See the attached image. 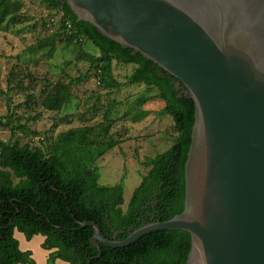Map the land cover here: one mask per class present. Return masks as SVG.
<instances>
[{"label":"trees","instance_id":"16d2710c","mask_svg":"<svg viewBox=\"0 0 264 264\" xmlns=\"http://www.w3.org/2000/svg\"><path fill=\"white\" fill-rule=\"evenodd\" d=\"M39 1L50 11L48 25L55 23V28L50 30L41 22L48 36L35 45L37 49L47 50L49 57L56 43L75 45L79 47L78 58L89 64L83 75L69 81L71 84H81L93 76L98 89L107 96L127 85H143L133 107L125 108L122 117L133 118V124L141 123L153 112L148 103L157 101L155 115L170 119L173 134L165 152L142 162L146 172L125 208L122 185H99L96 166L107 151L124 140L115 139L112 133V112L120 105L115 99L101 122L59 132L44 146L21 145L17 138L0 140V264H35L30 251L19 249L15 230L27 241L36 235L44 237L40 247L49 251L46 264L56 260L68 264H185L191 247L186 231L154 232L121 249L100 246L101 257L96 259L97 250L90 244L93 229L81 228L80 224L93 222L105 238L123 240L130 229L164 222L182 212L194 102L181 84L175 87L173 76L153 62L101 35L90 23L78 21L64 0ZM21 8L19 0H0V27L19 24L23 20ZM85 44L93 46L97 54L85 51ZM115 64L132 66L124 81L115 78ZM37 98L39 106L49 112L66 111L70 100L68 94L49 91ZM13 129L11 138L15 136Z\"/></svg>","mask_w":264,"mask_h":264},{"label":"water","instance_id":"95a60500","mask_svg":"<svg viewBox=\"0 0 264 264\" xmlns=\"http://www.w3.org/2000/svg\"><path fill=\"white\" fill-rule=\"evenodd\" d=\"M78 21L139 53L194 102L180 214L90 244L121 249L183 230L185 264H264V0H64Z\"/></svg>","mask_w":264,"mask_h":264},{"label":"rangeland","instance_id":"374dc122","mask_svg":"<svg viewBox=\"0 0 264 264\" xmlns=\"http://www.w3.org/2000/svg\"><path fill=\"white\" fill-rule=\"evenodd\" d=\"M19 1L22 2L23 20L6 29L0 27V140L17 138L21 145L44 146L50 136L59 132L101 122L105 109L115 99L120 105H116L112 112V133L115 139L122 137L124 140L118 147L107 151L96 166L99 185H122V208H125L146 172L142 166L144 159L153 158L170 146L173 134L170 119L155 115V110L159 109L157 101L148 103L147 107L153 112L141 123L133 124V118L122 117L125 108L130 110L133 107L143 85H127L107 96L98 89L93 76L81 84H71L70 80L83 75L89 68L86 61L78 58L79 47L56 43L52 55L47 57V50H38L35 45L48 36L40 25L42 21L48 29L55 28V23H47L50 11L39 0ZM83 49L97 54L90 44H85ZM131 70V65L115 64L114 76L118 81H124ZM43 91L62 96L68 94L70 100L66 111L42 109L37 97ZM54 121L56 127L52 129ZM11 129L14 138H11ZM137 136H147L148 139L134 138ZM14 237L20 250L32 251L38 264H42L43 249L36 236L27 241L15 230ZM27 244L30 249H26Z\"/></svg>","mask_w":264,"mask_h":264},{"label":"crops","instance_id":"0c3cea01","mask_svg":"<svg viewBox=\"0 0 264 264\" xmlns=\"http://www.w3.org/2000/svg\"><path fill=\"white\" fill-rule=\"evenodd\" d=\"M15 232V231H14ZM33 237H35V236H33ZM32 237V238H33ZM36 238H37V240H38V245H40L42 242H43V240H44V237L43 236H41V235H36ZM27 248L26 249H30V248H28V244H27V246H26ZM22 251H27V250H22ZM32 252V251H31ZM48 253H49V251H46V250H41V263L42 264H46V259H47V256H48ZM31 257L32 258H34L33 260L35 261V264H38V262H37V260H36V258H35V255L32 253V255H31ZM55 264H68V263H66V262H64V261H61V260H56L55 261Z\"/></svg>","mask_w":264,"mask_h":264},{"label":"built area","instance_id":"2783aa9c","mask_svg":"<svg viewBox=\"0 0 264 264\" xmlns=\"http://www.w3.org/2000/svg\"><path fill=\"white\" fill-rule=\"evenodd\" d=\"M53 22H54V20L53 19H50V23H53ZM66 27L69 28L70 25L68 23H66Z\"/></svg>","mask_w":264,"mask_h":264},{"label":"flooded vegetation","instance_id":"af4514ba","mask_svg":"<svg viewBox=\"0 0 264 264\" xmlns=\"http://www.w3.org/2000/svg\"><path fill=\"white\" fill-rule=\"evenodd\" d=\"M152 204H154V202Z\"/></svg>","mask_w":264,"mask_h":264}]
</instances>
